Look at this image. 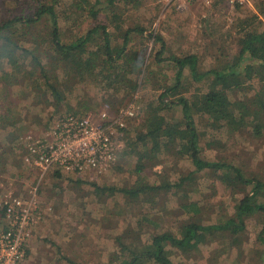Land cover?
<instances>
[{
    "label": "rangeland",
    "instance_id": "rangeland-1",
    "mask_svg": "<svg viewBox=\"0 0 264 264\" xmlns=\"http://www.w3.org/2000/svg\"><path fill=\"white\" fill-rule=\"evenodd\" d=\"M28 1L0 0V23L27 14L24 6ZM75 1L57 2L59 14H71L69 22L60 18L64 43L104 23L112 45L124 49L121 54L114 50L113 56L99 58L94 72H80L70 64L58 68L55 85L61 100L45 89L41 79V86L37 84L39 89L34 90L31 80H22L24 77L10 64L15 61L28 65L29 60L21 58L19 50L31 47L32 31L26 34L20 23L0 31V198L8 193L27 195L36 188L37 206L42 213L30 236L25 264H117L122 244L149 243L152 235L177 231L182 222L219 223L234 215L238 199L251 189L248 185L240 193V188L226 184L210 169L195 171L191 158L179 152L178 142L154 150L150 138L142 141L137 137L146 132L151 109L156 108V115L170 124L183 121L177 103L157 108L163 87L175 82L172 57L195 55L197 70L219 68L230 62L245 30L264 29V0H247L235 6L228 0H197L186 7L178 6L181 0H141L137 7H123L120 28L108 25L103 11L91 20L87 10L76 7ZM125 30L129 36L126 42L122 38ZM9 32L18 45L14 52L4 40ZM157 36L163 40L159 56L163 61L156 58L161 46L155 40ZM94 43L102 45L103 40L97 35ZM182 76L184 95L206 90V80L193 79L189 67L182 69ZM244 83L243 89L229 92L232 100L250 99L264 88L256 78ZM131 103L139 105V112L126 118L121 151L107 170L78 174L50 169L42 175L41 170L25 164L26 136L46 135L64 116L89 113L98 120L100 113L107 111L112 117ZM192 118L202 158L231 163L246 178L264 182V128L258 137L249 126L233 132L211 125L201 115L193 114ZM137 162L143 163L140 175L134 173ZM187 175L190 178L182 180V186L167 191L147 187L177 184ZM138 177L146 191L127 197L121 189L133 185ZM188 201H195L200 210H183L180 204ZM260 228L259 219L250 217L244 231L234 239L215 232L195 248H172L171 259L174 264H264Z\"/></svg>",
    "mask_w": 264,
    "mask_h": 264
},
{
    "label": "trees",
    "instance_id": "trees-1",
    "mask_svg": "<svg viewBox=\"0 0 264 264\" xmlns=\"http://www.w3.org/2000/svg\"><path fill=\"white\" fill-rule=\"evenodd\" d=\"M58 1L29 0L24 6L27 14L1 22L0 31L4 29L8 31L17 23H20L26 34L28 31H32L31 47L27 45L19 50L22 54L21 58L29 60L28 65L15 61H11L10 64L15 67H12L15 72H19L24 77L22 80H31L30 84L34 90L41 86V79L45 89L51 90L56 100H61L62 95L55 85L57 81L55 74L58 72V68L70 64L77 71L79 69L80 72H84L83 70L88 69L90 72H94L100 63L99 58L113 56L114 50L121 54L124 46L117 48L112 45L111 34L104 23L94 25L84 34L77 33L74 40L70 43H64L61 40L63 28L60 18L63 17L69 22L71 14H59ZM140 2L141 0H93L91 2L89 0H77L74 5L87 10L91 20H96L99 13L103 11L108 19L107 24L112 23L115 27L120 28L122 22L120 18L124 13L123 7L127 5L137 7ZM137 32H141V29ZM10 34L12 37L14 36L12 32H9L5 35L4 40L12 45L13 49L11 50L14 52L18 50V45L11 39ZM97 35L102 38V45L94 43ZM122 38L125 42L129 39L126 30ZM155 40H159L161 43L156 58L163 61L159 57L161 56L160 53L163 52V40L161 36L155 37ZM48 41L49 43L44 45ZM92 46L94 49H91ZM42 47L43 62L40 58ZM16 56L21 59L18 54ZM7 57L10 58V55L8 54ZM172 58L176 67L175 82L163 87L158 96L159 107L157 108H168L173 103H177L181 106L183 121L179 124H170L162 116L156 115V108L151 109L150 112L152 113L148 116L145 125L147 130L143 134L140 132L137 138L142 141H145L146 137L150 138L154 150L160 149V145L165 147L178 142L179 152H185L191 158L195 171L210 169L226 184L240 188L237 191L240 193H244L243 188L248 185H251V189L250 192L244 193L238 199L234 208V215L219 223L182 222L177 231H164L152 235L149 243L128 245L129 247L122 244V257L117 256L120 259L117 264H174L171 259L172 248L183 251L195 248L199 243L205 242L207 235L215 232L227 233L234 239L244 231L246 220L250 217H257L261 223L258 238L264 246V182L256 178H246L241 169L231 163L209 161L202 158L199 155L202 148L199 145L194 118H192L193 114L201 115L206 117L211 125L222 126L227 131L233 132L249 126L253 135L258 137L262 135L264 128V88L257 90L254 96L247 100H232L229 92L243 89L246 86L244 82L254 78L261 81L264 86V29L245 30L238 39L231 61L219 68L197 70V57L195 55L174 56ZM184 67H189L191 75L196 81L206 80V90H200L189 97L183 94L182 69ZM161 139L163 141H160ZM142 164L137 162L134 173L140 175L143 169ZM191 175L192 173H190ZM190 176L183 177L177 184L165 183L147 185V187L159 192L167 191L174 186H182V183L188 180ZM141 181L142 178L138 177L133 185L122 188L121 192L127 197H137L143 194L146 191V185L140 183ZM180 207L185 211L194 213L200 210L195 201L181 203Z\"/></svg>",
    "mask_w": 264,
    "mask_h": 264
},
{
    "label": "built area",
    "instance_id": "built-area-1",
    "mask_svg": "<svg viewBox=\"0 0 264 264\" xmlns=\"http://www.w3.org/2000/svg\"><path fill=\"white\" fill-rule=\"evenodd\" d=\"M195 1L181 0L178 6L186 7ZM246 1L228 0L231 6L243 5ZM134 112H139V105L131 103L112 117L107 116V111L100 113L98 120L89 113L64 116L46 135L25 137L27 163L24 162L41 170L42 175L50 169L101 173L116 161L125 120ZM0 209V264H25L30 236L42 214L37 206L36 188L27 195H3Z\"/></svg>",
    "mask_w": 264,
    "mask_h": 264
}]
</instances>
